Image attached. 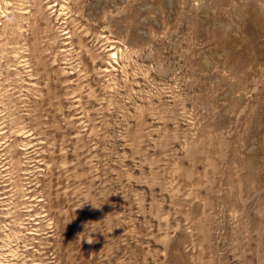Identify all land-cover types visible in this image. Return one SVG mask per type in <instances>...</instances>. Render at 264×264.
I'll return each mask as SVG.
<instances>
[{
  "label": "rangeland",
  "instance_id": "374dc122",
  "mask_svg": "<svg viewBox=\"0 0 264 264\" xmlns=\"http://www.w3.org/2000/svg\"><path fill=\"white\" fill-rule=\"evenodd\" d=\"M0 264H264V0H0Z\"/></svg>",
  "mask_w": 264,
  "mask_h": 264
},
{
  "label": "clouds",
  "instance_id": "9594fccd",
  "mask_svg": "<svg viewBox=\"0 0 264 264\" xmlns=\"http://www.w3.org/2000/svg\"><path fill=\"white\" fill-rule=\"evenodd\" d=\"M87 243H89V244H92V243H93V241H92V240H88V241H87Z\"/></svg>",
  "mask_w": 264,
  "mask_h": 264
}]
</instances>
